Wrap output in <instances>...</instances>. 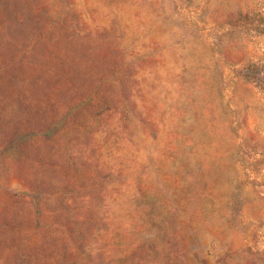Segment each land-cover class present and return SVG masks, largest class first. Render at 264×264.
Instances as JSON below:
<instances>
[{"label": "rangeland", "instance_id": "1", "mask_svg": "<svg viewBox=\"0 0 264 264\" xmlns=\"http://www.w3.org/2000/svg\"><path fill=\"white\" fill-rule=\"evenodd\" d=\"M0 264H264V0H0Z\"/></svg>", "mask_w": 264, "mask_h": 264}]
</instances>
